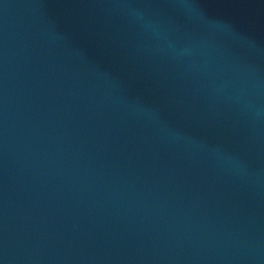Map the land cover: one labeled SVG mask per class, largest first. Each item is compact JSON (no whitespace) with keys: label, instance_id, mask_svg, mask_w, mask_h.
<instances>
[{"label":"water","instance_id":"obj_1","mask_svg":"<svg viewBox=\"0 0 264 264\" xmlns=\"http://www.w3.org/2000/svg\"><path fill=\"white\" fill-rule=\"evenodd\" d=\"M0 264H264V0H0Z\"/></svg>","mask_w":264,"mask_h":264}]
</instances>
